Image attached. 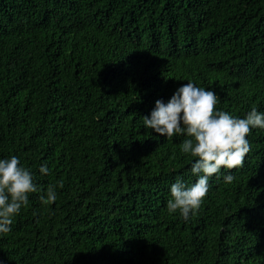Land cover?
I'll list each match as a JSON object with an SVG mask.
<instances>
[{
	"label": "trees",
	"instance_id": "16d2710c",
	"mask_svg": "<svg viewBox=\"0 0 264 264\" xmlns=\"http://www.w3.org/2000/svg\"><path fill=\"white\" fill-rule=\"evenodd\" d=\"M189 80L264 111V0H0V158L41 188L0 264H264V129L187 221L167 210L193 158L142 116Z\"/></svg>",
	"mask_w": 264,
	"mask_h": 264
},
{
	"label": "clouds",
	"instance_id": "9594fccd",
	"mask_svg": "<svg viewBox=\"0 0 264 264\" xmlns=\"http://www.w3.org/2000/svg\"><path fill=\"white\" fill-rule=\"evenodd\" d=\"M218 101L215 91L189 80L166 102L157 99L150 114L142 116L144 128L168 139L185 137L180 151L193 158L190 173L196 179L189 185L178 177L170 185L167 201L168 212H179L185 221L201 207L210 190L211 177L227 169L224 179L233 181L230 170L242 166L251 150L247 136L252 129H264V111L254 107L241 118L217 109ZM39 172L48 175L50 169L42 164ZM57 187L62 188L63 183L47 187L41 197L44 203L56 201ZM40 191L35 173L21 164L18 156L0 158V234L12 230L14 218L29 204V194Z\"/></svg>",
	"mask_w": 264,
	"mask_h": 264
}]
</instances>
